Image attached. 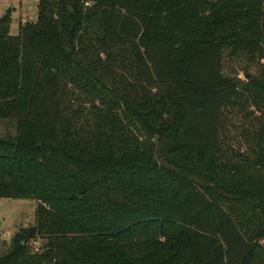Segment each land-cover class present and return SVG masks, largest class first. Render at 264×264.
<instances>
[{"label": "trees", "instance_id": "16d2710c", "mask_svg": "<svg viewBox=\"0 0 264 264\" xmlns=\"http://www.w3.org/2000/svg\"><path fill=\"white\" fill-rule=\"evenodd\" d=\"M9 25L0 199L36 208L0 264H264V0H37Z\"/></svg>", "mask_w": 264, "mask_h": 264}, {"label": "rangeland", "instance_id": "374dc122", "mask_svg": "<svg viewBox=\"0 0 264 264\" xmlns=\"http://www.w3.org/2000/svg\"><path fill=\"white\" fill-rule=\"evenodd\" d=\"M7 12L10 13L9 33L12 36H16L18 35L20 24L36 20L37 0H0V19ZM116 55L128 62L130 57L133 56L131 50L128 48L117 50ZM120 58L117 60H122ZM224 66L225 71L229 70L233 75L239 71L237 62L229 64L227 61H224ZM238 77L242 78V75L239 74ZM253 116L256 117V114H253ZM252 119L253 117L246 119L242 114H237L235 111L224 112L221 133L223 137L228 138L226 143L234 145L236 142H240L242 143L241 149H245V142L239 131L243 128L251 130L255 123L254 119ZM4 135H14L13 123L0 122V136ZM151 142L154 143L155 140ZM164 143L165 145H169L170 141H165ZM145 146L148 147V144ZM167 148L168 147H164L161 143L156 144V152L160 162L163 161ZM254 173L255 178L264 179V170ZM35 208L36 203L33 201L0 199V255L6 252L12 237L19 228L30 227L34 224ZM41 245H43L42 241H37L32 244V247L38 250Z\"/></svg>", "mask_w": 264, "mask_h": 264}, {"label": "built area", "instance_id": "2783aa9c", "mask_svg": "<svg viewBox=\"0 0 264 264\" xmlns=\"http://www.w3.org/2000/svg\"><path fill=\"white\" fill-rule=\"evenodd\" d=\"M35 251H37L36 249H34Z\"/></svg>", "mask_w": 264, "mask_h": 264}]
</instances>
